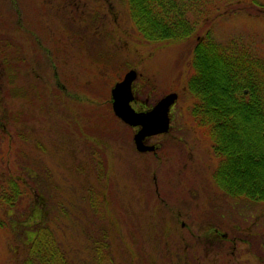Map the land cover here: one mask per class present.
<instances>
[{
    "label": "rangeland",
    "instance_id": "1",
    "mask_svg": "<svg viewBox=\"0 0 264 264\" xmlns=\"http://www.w3.org/2000/svg\"><path fill=\"white\" fill-rule=\"evenodd\" d=\"M206 11L188 40L149 42L128 0H0V192H22L0 204V264H21L39 226L70 264H264V202L216 183L190 91L207 34L264 57V0ZM130 70L139 112L178 95L157 155L139 152L137 129L113 112Z\"/></svg>",
    "mask_w": 264,
    "mask_h": 264
},
{
    "label": "trees",
    "instance_id": "2",
    "mask_svg": "<svg viewBox=\"0 0 264 264\" xmlns=\"http://www.w3.org/2000/svg\"><path fill=\"white\" fill-rule=\"evenodd\" d=\"M209 1L128 0L134 24L149 42L191 38ZM201 41L193 50L192 114L213 142L218 159L214 179L229 196L264 202V57L240 43H217L210 34ZM203 62L208 73L199 68ZM21 196L13 186L11 193L0 192V204L15 207ZM34 236L21 264H70L49 229L39 226ZM95 247L98 253L107 251L102 241ZM103 258L96 254L94 264Z\"/></svg>",
    "mask_w": 264,
    "mask_h": 264
},
{
    "label": "water",
    "instance_id": "3",
    "mask_svg": "<svg viewBox=\"0 0 264 264\" xmlns=\"http://www.w3.org/2000/svg\"><path fill=\"white\" fill-rule=\"evenodd\" d=\"M137 78V71L130 70L124 79L112 89L113 112L127 125L140 128L134 136V141L139 152L147 153L154 151L155 146L146 144L145 139L166 134L169 131L170 110L178 100V95L168 94L160 99L151 110L139 112L132 106L135 101L133 84Z\"/></svg>",
    "mask_w": 264,
    "mask_h": 264
},
{
    "label": "flooded vegetation",
    "instance_id": "4",
    "mask_svg": "<svg viewBox=\"0 0 264 264\" xmlns=\"http://www.w3.org/2000/svg\"><path fill=\"white\" fill-rule=\"evenodd\" d=\"M133 92H134V94H135V101L132 103V106H133V108H134V104H136V103L138 102V99H137V97H136L137 90L135 89L134 85H133ZM174 106H175V105H174ZM174 106H172V108H171V110H170V120H171V122H172L171 115H172V110H173ZM151 108H152V107H151ZM151 108H150V109H151ZM150 109H148V110H150ZM137 111H138V110H137ZM140 111H143V110L141 109ZM144 111H147V110H144ZM133 128H134V127H133ZM170 128H171V123H170ZM135 129H137V132L140 130L139 127L135 128ZM169 131H171V129H170ZM137 132H136V133H137ZM136 133H135V134H136ZM167 134H168V133H167ZM165 135H166V134H160V135L151 136V137H149V138H146V139H145V143H146V144H148L149 146H155L154 151H152V152H147V153H151V154L157 155L158 150L161 149L162 146H163L162 139H163V137H164ZM159 137L161 138V140H157V141L154 142V143L151 142L152 139H154V138H159ZM149 143H150V144H149ZM143 154H144V153H143ZM145 154H146V153H145ZM216 235H218V234H216Z\"/></svg>",
    "mask_w": 264,
    "mask_h": 264
}]
</instances>
